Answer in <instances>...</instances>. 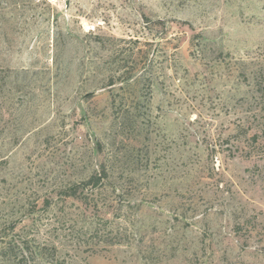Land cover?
I'll use <instances>...</instances> for the list:
<instances>
[{
    "label": "rangeland",
    "instance_id": "rangeland-1",
    "mask_svg": "<svg viewBox=\"0 0 264 264\" xmlns=\"http://www.w3.org/2000/svg\"><path fill=\"white\" fill-rule=\"evenodd\" d=\"M258 64L264 0H0V247L264 264Z\"/></svg>",
    "mask_w": 264,
    "mask_h": 264
},
{
    "label": "trees",
    "instance_id": "trees-1",
    "mask_svg": "<svg viewBox=\"0 0 264 264\" xmlns=\"http://www.w3.org/2000/svg\"><path fill=\"white\" fill-rule=\"evenodd\" d=\"M253 86L256 93V100H258L256 102L258 106L256 105L254 108H251L250 117L256 119L257 109L260 108V110L264 111V66L261 64H258V68L254 72ZM249 129H254L251 123L248 124L246 128H243L242 134L245 135V137H247ZM256 131H260V134L255 132L248 136L252 145L256 144L258 138L261 137V133L264 134V126L260 128L256 126ZM107 175V170L102 167L97 174L91 175L81 186L91 184L97 187L103 182V179H105ZM77 187V185L70 186L65 192V195L77 197ZM27 251L31 252V249L26 241L17 239H14L12 242L8 241L4 246L0 247V264H32L33 261L31 262V260H29Z\"/></svg>",
    "mask_w": 264,
    "mask_h": 264
}]
</instances>
